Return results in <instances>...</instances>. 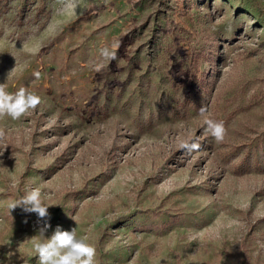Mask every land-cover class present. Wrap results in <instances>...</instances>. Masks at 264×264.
Returning <instances> with one entry per match:
<instances>
[{"label": "rangeland", "instance_id": "rangeland-1", "mask_svg": "<svg viewBox=\"0 0 264 264\" xmlns=\"http://www.w3.org/2000/svg\"><path fill=\"white\" fill-rule=\"evenodd\" d=\"M7 1L0 83L42 102L0 119V264H39L37 215L9 207L36 187L45 238L76 227L96 264H264V0H46L45 23ZM199 92L233 115L221 143Z\"/></svg>", "mask_w": 264, "mask_h": 264}, {"label": "clouds", "instance_id": "clouds-1", "mask_svg": "<svg viewBox=\"0 0 264 264\" xmlns=\"http://www.w3.org/2000/svg\"><path fill=\"white\" fill-rule=\"evenodd\" d=\"M62 2L64 3L62 12L74 13L78 7V0H62ZM113 47L117 46L114 45ZM100 56L109 61L117 58L116 52L108 46L100 49ZM102 67V64H97L94 70L99 72ZM34 76L39 78L40 73L35 72ZM41 102L40 96L26 88L22 87L15 93H9L5 83H0V119L7 116L12 120H19L36 110ZM198 112L204 117L206 131L217 143L223 142L227 134L224 122L209 118L206 105L202 104ZM5 134V130L0 128V139ZM200 147L198 142L185 141L179 145V150L191 154L198 151ZM52 206L54 205L46 203V198L42 196L39 187L29 188L22 197L9 205L11 210L19 207L25 213L37 215V224L39 225L37 234H39L40 239L35 243L34 248L38 255L39 264H96L95 247L88 243L86 238L77 236L76 227L71 230H63L57 226L53 235L50 238H45L46 231L51 227L49 223L51 216L48 209Z\"/></svg>", "mask_w": 264, "mask_h": 264}, {"label": "trees", "instance_id": "trees-1", "mask_svg": "<svg viewBox=\"0 0 264 264\" xmlns=\"http://www.w3.org/2000/svg\"><path fill=\"white\" fill-rule=\"evenodd\" d=\"M9 2L7 0H0V17L7 13L10 9ZM33 7V8H32ZM17 15L19 17V20H23L26 18L27 15H29L31 12L35 11L34 13V19L35 21H39L42 17H44L43 23H45L51 15L50 8L47 7L46 0H25L24 6H18L17 9ZM264 89V85L262 86ZM264 94V93H263ZM194 102L191 105V108H200L201 107V92L197 93L194 96ZM233 117L232 113H230L228 110H223L222 112H214L213 118L217 121H223L224 124L228 123L231 118ZM261 144V141H258V145Z\"/></svg>", "mask_w": 264, "mask_h": 264}]
</instances>
